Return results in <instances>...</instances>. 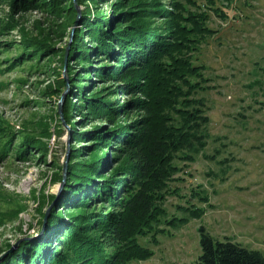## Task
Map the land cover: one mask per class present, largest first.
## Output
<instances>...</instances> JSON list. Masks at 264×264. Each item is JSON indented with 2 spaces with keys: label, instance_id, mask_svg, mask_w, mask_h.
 <instances>
[{
  "label": "trees",
  "instance_id": "1",
  "mask_svg": "<svg viewBox=\"0 0 264 264\" xmlns=\"http://www.w3.org/2000/svg\"><path fill=\"white\" fill-rule=\"evenodd\" d=\"M205 1L213 9L214 0ZM66 2L10 0L16 12L38 10L53 17L72 14L71 4L63 13ZM187 4L195 5V0H115L110 1L107 17L98 12L91 17L88 6L82 11L81 34L68 55L88 70L86 81L91 85H76L79 103L74 112L109 126L75 134V141L90 144L69 150L62 190L48 213L43 236L17 239L18 248L0 264H132L153 255L140 238L158 245L159 234L204 213L203 207L190 204L182 208L188 217H169L164 206L167 195L174 193L170 183L182 170L178 161L192 160L191 152H202L209 138L206 101L198 96L209 86L203 67L193 64V52L213 31L206 25L207 12L189 9ZM83 34L94 37L91 46L82 40ZM5 44L9 48L11 43ZM20 44L32 50H23L9 67L33 61L43 51L54 53L37 38L24 36ZM74 68L67 66L72 83ZM99 85L102 88L97 90ZM118 95L126 98L117 100ZM13 141V134L6 133L0 157L15 148ZM34 143L24 135L13 151L15 157L31 160ZM104 144L110 154L102 149ZM58 169L56 179L62 181V166ZM201 193L192 190L191 195L208 202ZM55 198L51 194L46 206ZM65 206L69 212L63 215ZM199 232L198 264H264L258 250L230 239L216 240L203 226Z\"/></svg>",
  "mask_w": 264,
  "mask_h": 264
},
{
  "label": "rangeland",
  "instance_id": "2",
  "mask_svg": "<svg viewBox=\"0 0 264 264\" xmlns=\"http://www.w3.org/2000/svg\"><path fill=\"white\" fill-rule=\"evenodd\" d=\"M110 1L115 0H67L63 13L71 4L72 14L59 17L38 10L19 13L10 0L0 3V143L6 133H12L15 144L0 157V261L18 248L17 239L43 236L47 223L41 222L42 212L54 206V200L46 206L48 197L62 190L69 150L90 144L75 141V134L97 125L109 126L74 112L79 103L76 85L91 82L86 81L88 70L75 65L68 54L81 34L85 7L91 17L97 12L107 17ZM208 5L205 0L187 4L189 9L207 12L206 25L213 31L193 52V64L203 67L209 86L198 93L206 101L210 119L208 143L202 152H191L192 160L178 159L182 170L170 183L174 193L164 203L169 217H188L182 208L190 204L203 207L204 213L159 234L158 245L140 238L153 255L132 264H198L201 226L216 240L230 239L264 255V0H214L213 9ZM24 36L45 41L53 55L43 51L33 61L9 67L23 50H32L20 44ZM81 37L88 46L94 43V37ZM68 65L77 70L74 84ZM89 78L95 79L92 74ZM124 98L117 96V100ZM65 102H69L66 107ZM24 135L35 142L28 161L17 159L13 152ZM102 149L110 154L106 144ZM59 166L62 181L55 175ZM192 190L201 191L208 202L193 197ZM67 208L61 211L63 215L69 212ZM8 244H12L9 250Z\"/></svg>",
  "mask_w": 264,
  "mask_h": 264
},
{
  "label": "water",
  "instance_id": "3",
  "mask_svg": "<svg viewBox=\"0 0 264 264\" xmlns=\"http://www.w3.org/2000/svg\"><path fill=\"white\" fill-rule=\"evenodd\" d=\"M60 191H61V189H60L59 192L57 193L56 198L54 199V202H55V200L57 199L58 195L60 194ZM54 202H52V203H54ZM48 212H49V211H47V212L45 213V216H44V218H43V226H44L45 223H46V219H47V216H48Z\"/></svg>",
  "mask_w": 264,
  "mask_h": 264
}]
</instances>
